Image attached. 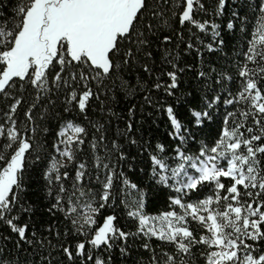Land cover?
<instances>
[{
  "label": "snow or ice",
  "instance_id": "6c2138e0",
  "mask_svg": "<svg viewBox=\"0 0 264 264\" xmlns=\"http://www.w3.org/2000/svg\"><path fill=\"white\" fill-rule=\"evenodd\" d=\"M224 5L225 0H218L217 14ZM197 9L206 11L202 0H20L11 23L0 12V104H4L0 111V232L6 229L9 233L4 240L15 234L17 247H58L67 264H109L111 257L105 260L93 251H110L117 241L126 244L134 235L171 245V251L157 253L145 243L143 247L153 253L150 264H188L185 257L197 246L205 249V264H264V4L259 5L257 26L238 69V90L224 100L234 110L225 117V127L214 144L202 146L198 155L187 154L181 147L186 142L185 126L173 107L166 108L171 135L180 141L174 149L176 163L171 166L157 155L150 159L157 182L180 194L170 198V210L158 216L146 215L141 193L132 205L121 200L129 208L127 215L138 221L137 232L117 227L115 215L104 216L101 222V210L114 204L121 191L115 188L116 181L121 180L129 189L137 185L95 156L93 166L103 171V178L96 175L101 190L94 191L88 163L78 161L77 156L87 130L67 120L57 133L58 142L53 145L56 155L50 157L44 178L47 193L55 200L48 212H62L71 227L61 233L49 225L46 234H38L29 222L21 220L22 216L31 220L34 212L31 205L22 202L21 193L25 190L27 159L39 147L34 140L38 103L51 102L53 95L63 93V111L75 109L86 118L89 101L99 98L89 86L91 81L102 85L120 67L117 61L131 64L148 46L147 34L154 31L155 20L167 25L175 17L182 27L191 25L201 32L211 28L219 37V25L195 19ZM233 27L231 22L227 25L228 29ZM163 40L170 43L171 37ZM144 70L151 71L147 65ZM177 71L166 73L169 83L157 82L154 87H164L172 95ZM29 88L35 92V101L21 116V90ZM145 99L150 102L149 97ZM220 100L217 95L206 101L204 109H191V122L200 126L211 119L207 109ZM131 128L129 123L128 131ZM93 140L90 146L95 152L98 145ZM156 148L165 152L163 144ZM113 149L119 150L115 141ZM120 159H125L123 153ZM205 187L208 195L185 200ZM193 222L203 231L199 238L191 227ZM52 237L57 239L56 245ZM120 251L126 253L127 249L121 247Z\"/></svg>",
  "mask_w": 264,
  "mask_h": 264
},
{
  "label": "trees",
  "instance_id": "16d2710c",
  "mask_svg": "<svg viewBox=\"0 0 264 264\" xmlns=\"http://www.w3.org/2000/svg\"><path fill=\"white\" fill-rule=\"evenodd\" d=\"M19 2L20 0H0L3 4L0 12L4 13L9 23ZM202 3L205 4L206 11L197 9L195 19L219 25V37L213 35L211 28L201 32L191 25L182 27L175 17H171L167 25L155 20L154 31L147 34L148 46L131 64L117 61L120 67L102 85L91 81L89 86L99 98L94 97L89 101L86 118L75 109L71 112L63 111V93L53 95L51 102L38 103L35 109L37 130L34 140L39 147L27 159L25 190L21 193L22 202L31 205L34 212L31 220L22 216V222H29L38 234H46L49 225L61 233L71 227L62 212H48L55 200L48 195L44 178L50 157L56 155L53 145L58 142L57 133L67 120L81 124L87 130L86 142L77 156L78 161L88 163L94 191L99 193L101 190V185L95 180L96 175L103 178V171L98 172L93 166L95 156H100L104 163L114 166L118 173L123 172L131 183L137 185L136 189H129L122 185L121 180L116 181L115 188L121 191L114 204L101 210V222L102 217L115 215L117 227L125 232H137L138 221L127 215L129 208L121 200L132 205L140 198L141 193L146 215L158 216L170 210V198L180 194L174 188L157 182L150 159L152 155H157L158 158L166 159L171 166L176 163L174 149L180 141L171 135L173 129L166 108L173 107L177 118L185 126L186 142L181 147L187 154L198 155L202 146L214 144L225 127V117L234 110L224 100L231 98L238 90V69L244 62V53L260 16L259 5L264 4V0H225L221 14H217L218 0H202ZM230 22L234 26L232 29L227 28ZM165 36L171 37L170 43L164 42ZM221 39L224 40L222 45L219 43ZM189 44L192 45L191 48L188 47ZM209 45L212 50H209ZM165 53L170 55L166 57ZM173 64L176 68H173ZM145 65L151 71H145ZM168 71H177V87L171 90L172 95L164 87H154L157 82L162 85L169 83L166 75ZM201 72L205 75L201 76ZM228 77L231 79H227ZM21 91L24 103L18 112L22 116L35 101V92L30 88ZM217 95L221 96V100L207 109L211 119H205L200 126L192 123L190 110L204 109L206 101ZM145 97H149L150 102ZM2 110L4 104H0V111ZM42 113L45 114L43 119ZM129 123L132 125L131 131H128ZM101 136L104 137L103 141L100 140ZM93 138L98 145L95 152L90 146L94 142ZM114 141L119 145V150L113 149ZM158 144L165 146L164 153L157 150ZM121 153L125 159H120ZM37 155L39 160L36 159ZM208 194L209 189L205 187L198 193H190L185 200L195 201ZM191 227L197 238L203 234L195 222ZM5 235H9L6 229L0 232V264H67L58 247L54 249L46 246L40 249L35 244L17 247L15 234H11L8 240L2 238ZM59 239L62 241L64 236L61 235ZM52 242L54 245L58 243L55 237H52ZM145 243L156 249L157 253L161 250L171 251V245L155 238L149 240L143 235H134L128 238L126 244L117 241L110 251L94 250L93 255L105 260L111 257L109 264H150L153 253L143 247ZM121 247L127 249L126 253H121ZM204 251L203 246H197L192 255L185 259L188 264H205Z\"/></svg>",
  "mask_w": 264,
  "mask_h": 264
},
{
  "label": "rangeland",
  "instance_id": "374dc122",
  "mask_svg": "<svg viewBox=\"0 0 264 264\" xmlns=\"http://www.w3.org/2000/svg\"><path fill=\"white\" fill-rule=\"evenodd\" d=\"M60 131V130H59Z\"/></svg>",
  "mask_w": 264,
  "mask_h": 264
}]
</instances>
